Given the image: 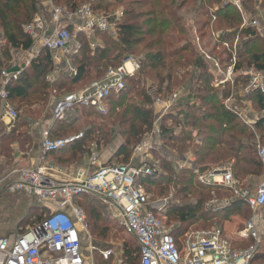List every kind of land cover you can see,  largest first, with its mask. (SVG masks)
Instances as JSON below:
<instances>
[{
    "label": "trees",
    "instance_id": "1",
    "mask_svg": "<svg viewBox=\"0 0 264 264\" xmlns=\"http://www.w3.org/2000/svg\"><path fill=\"white\" fill-rule=\"evenodd\" d=\"M53 1L69 11H75L83 4L89 5L94 13L113 11L120 4L123 7L120 19L115 22V36L108 32L96 33L104 45L91 48L88 38L82 33L77 34V40L80 41L79 51L71 57L75 74L62 71L55 82L46 81V76L53 66L48 51L42 50L30 67L11 81L7 89L8 100L18 112V120L11 131L0 136V158L3 159L4 165L11 163L12 143H17L22 148L31 147L30 128L38 119L37 105L45 108L50 96L73 93L75 88L87 80L93 79V82L104 77L109 68L118 67L127 55L141 56V60H138L140 70L126 81V87L119 95L111 96L106 101L105 114L91 108H76L64 121H55L49 127L51 138L57 139L72 136L67 135V132L73 131L71 129L75 128L79 120L83 119L85 125L80 129L83 134L81 139L46 156L55 155L67 148L69 151H84L87 144H93L96 149H100L111 144L115 136H120L123 142L112 158L128 162L133 151L132 146L152 131L156 117L151 109L146 108L153 104V97L143 89L138 88L136 92V96L142 99V105L131 104L125 99L128 104L124 105L121 98L126 93L128 84L135 83L138 76L154 73L157 83L155 99L165 100L172 96L175 89L183 90L184 93L181 94H186V97H183L186 101H181L180 96L179 101H175V106L160 120L156 148L161 144L159 148L162 153L151 150L153 160L149 162L159 171L140 182L148 192L153 190L152 193L157 198H173L156 214L161 219L174 222L172 235L176 239L191 227L196 230H208L211 227L222 230L223 224L233 214L243 218L248 216L249 219L251 210L240 199H233L228 206L212 209L210 203L218 200L220 194L228 198L232 195L223 190L211 191L196 185L194 171H204L227 164L241 180L262 175L263 166L257 155V145H264V95L259 91H252L244 97H237L238 90L248 83V79L241 76L237 77L232 85L226 84L222 90V87L214 88V75L207 72L206 63L195 55L191 44L187 42L188 35L183 18L178 13L189 3L185 8L188 14L193 13L196 25L200 20L207 18L209 22L204 23V27L212 22V25L214 23L228 30L225 35H221L222 42H230L232 46L233 41L238 39L239 42L241 36L240 44L236 45L235 71L242 66L264 71V40L257 34L256 29L242 28L240 13L230 3L224 4V0ZM33 2L34 0H0V32L6 40V46L0 49V71L12 59L15 51L27 53L32 47L33 42L23 32V28L36 14ZM258 3L259 8L264 11V0H243L244 6L252 8ZM222 54L227 57L225 63H228L231 56L225 48ZM231 95L240 108L244 107L243 102L251 104L255 113L251 127L234 111L224 106V101ZM111 102L115 103L113 107H109ZM90 117L92 119H89ZM74 132L73 135H76L77 130ZM171 154L175 158L192 154L194 161L189 168L179 169L170 161ZM3 190L7 192L5 188L1 191ZM87 198L91 202L80 203ZM77 199L80 201L78 206L88 214L92 223L90 228L98 231L97 237L102 240L117 237L108 235L117 224L112 226V220L95 205L96 198L82 195L74 199L75 203ZM42 210L39 215L30 219L28 226L19 230V234L50 213L47 208ZM24 220L27 219H21L20 223ZM122 231L125 233L123 229ZM127 236L132 242L123 240L121 264H140L139 245L134 237ZM250 244L251 241L248 240L238 248L244 249ZM96 246L102 248L106 245L101 243ZM263 248L257 254L256 262L264 261ZM97 255L100 264H106L112 259L111 257L105 261L98 253Z\"/></svg>",
    "mask_w": 264,
    "mask_h": 264
},
{
    "label": "built area",
    "instance_id": "2",
    "mask_svg": "<svg viewBox=\"0 0 264 264\" xmlns=\"http://www.w3.org/2000/svg\"><path fill=\"white\" fill-rule=\"evenodd\" d=\"M228 3L239 12L242 11V0H228ZM121 14V11L95 14L89 5H82L72 15H65L66 20L73 17L81 23V27L71 34L67 25L58 24L49 35L40 36L41 46L49 53L68 58L70 43L78 32L91 36L99 31L115 36V22ZM60 15L61 11L54 12L53 19L56 24L59 23ZM244 23L242 28L257 27L261 22L255 20L252 24L246 21ZM27 32L31 36L45 33L44 22L40 19L34 20L27 27ZM237 43L238 39H235L232 47L223 44L231 52V61L225 73H218L222 77L213 81L214 88L234 83L237 74ZM214 68L219 70V65L214 64ZM139 70V61L131 55L125 56L121 64L109 68L104 77L56 101L51 111L52 119L64 121L76 108H91L105 114L106 101L111 96L119 95L125 89L126 81ZM19 75L20 73H10L7 70L0 71V136L11 131L18 120V112L8 100L7 89L11 81ZM243 75L248 83L238 90L237 97H244L252 91H259L264 95V71L248 68ZM177 98L178 94L173 95L170 103L156 100L155 106L159 109L153 125V136L135 150L136 156L146 155V160L141 164H107L98 154H93L90 159V173L79 170L75 175L68 176L55 168L48 169L42 163V157L38 165L12 171L0 179V191L5 188L11 194H24L34 204L45 206L50 211L25 232L13 238L0 237V264H96L93 257L95 252L105 261L116 256L114 250L107 246L98 248L90 244L83 247L88 234L86 216L83 209L74 203V199L82 195L96 198L108 209L125 233L136 239L140 264H264V261L256 262V256L262 248L264 231L254 218L247 220L236 233L239 241L249 240L251 244L247 248L236 249L217 229L186 232L176 239L156 214L164 209L168 200L152 203V194L140 182L159 171L147 158L153 149L161 153L154 145L155 136L160 132L161 118L170 111ZM235 100L231 95L224 101V106L234 111L251 127L253 119L244 113L246 103L243 102V109L235 104ZM82 137L83 134L79 133L53 139L48 130H43L40 142L42 155L59 151ZM257 155L263 166V173L253 188L245 187L227 164L194 171L195 183L200 187L211 191L219 189L232 195L219 204L216 201L211 202L212 209L228 206L233 199L242 200L251 211L264 207V145L258 143ZM170 161L177 168L183 169L191 166L193 158L189 156Z\"/></svg>",
    "mask_w": 264,
    "mask_h": 264
},
{
    "label": "rangeland",
    "instance_id": "3",
    "mask_svg": "<svg viewBox=\"0 0 264 264\" xmlns=\"http://www.w3.org/2000/svg\"><path fill=\"white\" fill-rule=\"evenodd\" d=\"M242 2H243V0H242ZM34 3H35L36 10H37V4L38 3L36 0H34L33 5H34ZM226 3H228V0H224V4H226ZM188 5H189V3H187L185 5V7H188ZM259 6H260L259 3L256 4L253 8L249 7V6H244V4H243V8H242L241 12H239L237 9L236 10L241 15L242 26L245 24L244 23L245 21L248 24H252L255 20H258L259 22H261L259 26L254 27V28L256 29V32H257V34H259L261 39L264 40V11L261 10L259 8ZM58 7L65 9L63 6H60V5H58ZM122 7L123 6L120 4L113 11L114 12L121 11ZM185 7L178 14L181 15L183 18L182 20L184 22V25H185V28L187 31V35H188L187 36V42L191 44L192 48L194 49L195 55H197L200 60H202L203 62L206 63V65L208 67L207 72L208 73H216L214 75V79H213V81H214L216 78L222 77L218 73H225L227 66L230 64V61H231V57H230V60H228V63H225L227 57L224 54H222V51L225 48L223 46V44L226 43V44H228L229 47H232L234 41L232 43V46H230V44H229L230 42H224V41L222 42L221 35H223V34L225 35V33L228 32V30H226L225 27H219V25H216L214 23L212 25V22H210L208 24V26L204 27L203 24L207 23V21L209 22V19H207V18L200 20V23L198 25H196L195 24V17L193 16V13L191 15L188 14L187 8H185ZM113 11H109V12H107V14H113ZM186 14H188V15H186ZM120 17H121V15H119L118 19H120ZM197 22H199V21H197ZM29 23L28 24L26 23L24 25V28H23V32L26 35H27V33H26L25 27L27 25H29ZM69 31L71 34H74V32H75L71 29ZM1 36L3 37V34L0 32V40L4 43V40L1 38ZM241 39L242 38L240 36L239 42L237 43V45L240 44ZM87 41H88V43H90V45L93 44L94 46L104 45L103 41L100 39V37H97V36H93L90 39L88 38ZM78 45H80V41L77 40L76 36H74L71 43H70V48H72L73 51H76V50H78L77 49ZM225 50L231 56V52H229L226 48H225ZM18 52L20 54L25 53V52H21L20 50H18ZM14 53L16 54V51ZM75 55H77V54H75ZM132 56H134V55H132ZM23 57H25V55ZM134 57L137 60H141V56H134ZM70 60H72V59H70ZM216 63L219 65V70L214 68V64H216ZM70 64L72 66L71 61H70ZM246 69H248V68H246L245 66H242L241 69H238L237 74H236V78L238 77L239 73H241L240 75L242 78H245L243 73H245ZM189 70L191 71V69H189ZM24 71L25 70H22L21 73H23ZM21 73H20V75H21ZM146 74L147 73H143L142 75L138 76L135 83H129L127 90H126V93L124 94V96L121 99H123V101H124V99L127 101L129 100V102L131 104L142 105L141 104L142 99L140 97L136 96V92H137L138 88L143 89L145 92H147L148 94H150L153 97V104L151 106H146V108L151 109L153 111V115L157 119V116H158L157 111L159 108L157 106H155V104H156V100H161V99H159V98L155 99V91H156L157 83L154 79V73H149L150 75H148V74L146 75ZM58 78H59V75H53L51 77L46 76V81L55 82L56 79H58ZM92 80L93 79L87 80L80 87L75 88L74 91L83 88L84 86L89 84ZM213 81H212V83H213ZM223 87L225 88V85L222 86L221 90L224 89ZM182 91L181 90L177 91V89L173 90L172 96L175 94H178V98H177L176 102L179 101L178 99L180 98V96H182L181 101H186V99L183 98V97H186V94L185 95L181 94ZM182 93H184V92H182ZM62 96H63V94L60 96H57V95H52V97L50 96L48 99V104L45 108L41 107L40 105H37L38 107L35 106V107H37V110H39V113L37 116L38 119L36 121L44 120V118H46L51 113L52 107L55 104V102L58 101ZM171 97H169L165 100H162V101L170 103L169 101H170ZM176 102L173 103V105H172L173 107L175 106ZM123 103H124V105L128 104V102H125V101ZM20 105H22V104H20ZM114 105H115V103L113 102L111 105H109V107H113ZM243 109H245V108H243ZM120 111L121 110H119V112ZM106 112H107V109H106ZM116 113H118V110L116 111ZM22 117H24V116H22ZM93 118H95V117H93ZM24 119H26V118L24 117ZM89 119H92V117H90ZM36 121L32 123L31 128H30V135L32 138L31 139V147L29 149H27L26 147L22 148L17 143H12L11 144V163L5 166L3 163V159L0 158V179H3L7 175H9L12 171H17V170H20L23 168H28V167L38 165L39 159H37L35 161L31 160V158H33L32 157L33 154L31 151L34 148H36V146L38 147L39 141H40V130L35 128ZM153 125H154V123H153ZM81 126L82 127L85 126L83 119L79 120V122L75 125V128L71 129L73 131H68L67 135H73L75 133L74 130H77L76 134H79L80 132H82V130H80ZM153 129L150 133L144 135L142 137V139L140 140V142H138L137 144L132 146L133 151L131 153L129 161L126 163L120 159H113L112 158V156H113L114 152L116 151V149L118 148V146L121 144V142H123V138H121L120 136H115V138L111 142V144H109L108 146H105V147H101L100 149H96V147L93 144H87L84 151H80V150H78L76 152L74 150L69 151V148H67V149L60 151L59 153H56L55 155H50V156L45 155L44 162H42V163L45 164L48 169L55 168V169L59 170L60 172L67 174L68 176L75 175V173H77V171H79V170L86 171V173H90V170H89L90 169V159H91V156L93 154H98L103 162L109 163V164L132 163V164L138 165V164H141L142 162H144L146 160V155L142 156V157L136 156L135 150H137V148L143 142H145V140L150 138V136H153ZM152 144H153V141H152ZM40 151H41L40 156L42 157V150H40ZM41 157H40V159H41ZM149 159H150V161H152L153 155L148 154L147 160H149ZM183 169H185V168H183ZM152 192H153V190H151V192H149L152 194V197H151L152 203L164 200V198L155 197ZM220 196L221 197L218 200H214V201H217L216 204H219L221 201L228 199V197H224L222 194H220ZM172 199L173 198L171 196H169L167 198V200H169V201H171ZM89 201L90 200L88 198L85 199L83 202H80L77 199L76 203L75 202L74 203L78 206L79 202L82 204H85ZM96 201H94V203H96L95 205L103 211V214L105 216L109 217L112 220V222H111L112 226L117 224V226L114 228V230H111L108 233V235H116L117 237L116 238L111 237V238L104 239V240L97 237L98 231H93V229L90 228L92 223L88 217L86 210H84L81 207L85 213L86 221H87V225H88L87 226L88 227L87 228L88 229L87 240L83 242V247H85V246L88 247L90 244L97 247L96 246L97 244L102 243V244L106 245L107 247H110L116 251V256H113L112 259L109 261L110 263L107 262L106 264H121L122 263L121 262V259H122L121 255H122V251H123L122 242H123V240L124 241L129 240L132 242V239H130L129 236H127V234H125L122 231L121 226L118 224V222L116 220H114L112 218V216L110 215V212L106 209V207L103 206L98 200H96ZM45 208H47V207L34 204V202L31 201V199H29L24 194H11L8 191L7 192H5L4 190L1 191V193H0V237H8V238L15 237L16 235L19 234L20 229H22V228L24 229L26 226H28L30 219H33L34 216L39 215V213H41L43 211L42 209H45ZM263 211H264V208L260 210V216L263 215V217H264ZM29 216H30V218H28ZM232 217L235 219L238 218L239 220L237 222L235 220H232V219L230 220V218H232ZM24 218L27 220H24L20 223V220L24 219ZM230 218L223 224L222 230H220L219 228H215V227H211L208 230H201V229L196 230L194 227H191L187 232L211 231L213 229H217V230H220V232L222 234L221 236L225 240L229 241L230 239H234V238L236 239L237 236L234 235L235 233H237V232H235L236 227L237 226L240 227L241 223L246 222L248 219V216L243 218L240 215L233 214L232 216H230ZM162 220H163V223L165 224V226L169 230H171V231L174 230V227H175L174 222H168L167 219H162ZM263 250H264V248H263ZM97 256H98L97 253H96V255L94 253V255H93L94 261L96 264H100L98 262Z\"/></svg>",
    "mask_w": 264,
    "mask_h": 264
},
{
    "label": "crops",
    "instance_id": "4",
    "mask_svg": "<svg viewBox=\"0 0 264 264\" xmlns=\"http://www.w3.org/2000/svg\"><path fill=\"white\" fill-rule=\"evenodd\" d=\"M37 1V10H36V14L34 16V19L29 23V25L36 19H40L44 22V27H45V33L44 32H41V33H37L35 34L34 36H31L29 35V33L27 32V27L29 25H27L25 27L26 29V33H27V36L30 37V39L32 40L33 44H32V47L30 48L29 52L27 53H22L20 54L18 51H16V54L14 53L13 55V58L10 59V61H8L7 65L5 66V68L3 70H7L8 72L10 73H21L22 70H27L32 61L36 59V57L39 55V53L42 51V50H46L44 49L42 46H41V43H40V36L42 35H49L51 32H53V30L55 29L56 26H59V25H67V28L68 30H73V31H77L78 28L81 27V23L78 22L76 19H72L71 20H66L65 19V15H68V14H73L75 13L77 10L75 11H69L67 9H62V8H59L58 5H56V3H54L53 0H36ZM83 5H87V4H83ZM82 6V5H81ZM56 10H59L61 11L62 15H60L61 17H59V23L56 24V22L54 21L53 19V16H54V12ZM105 13V12H103ZM115 13V12H114ZM95 14H100V13H95ZM61 18V19H60ZM59 24V25H58ZM80 33V32H78ZM97 33V32H96ZM96 33L94 35H91V36H86L87 38H92L93 36H96ZM83 34V33H82ZM1 38L4 40V43L0 40V49L6 45V40L4 39V37L1 36ZM92 48L96 47L94 46L93 44L90 45ZM80 47V45H79ZM33 50H36V52H33ZM47 51V50H46ZM79 51V48L78 50L76 51H73L72 48L70 50V55L69 57H63L62 55L58 56L59 54L57 53H49L50 55V58H51V63H52V70L47 74V77H51L53 75H59L62 71L63 72H68V73H74L75 74V69L73 66H71L70 64V59L71 57H73L75 54H77ZM18 52V53H17ZM25 55V57H23ZM58 57V59H57ZM85 88V87H83ZM83 88L79 89V90H76V91H80L82 90ZM245 110H244V113L251 117L252 119L254 118V110L251 106L250 103H246L245 105ZM55 121L52 119V116H51V113L46 117L44 118V120H38L36 121V124H35V128L40 130V141H39V145L38 147L36 146V148H34L31 152L33 154V158H31V160L35 161L37 159L40 160V154H41V132L43 130H48L49 127L54 123ZM34 133V132H33ZM157 136V135H156ZM156 136H155V141H154V145L155 147L157 146L156 145ZM38 141V140H37ZM161 144H159L160 146ZM158 146V149H160ZM160 152L162 153V151L160 150ZM191 156L193 158V161H194V157L192 154H188L186 155L185 157H183L182 159L184 158H187ZM42 157H44L45 159V155ZM41 157V158H42ZM171 160H174V159H179V158H175L174 156H172V154L169 156ZM222 165V164H220ZM219 166V165H217ZM215 167V166H214ZM234 173V172H233ZM236 177V176H235ZM237 178V177H236ZM259 178L260 177H257V178H247L245 181L244 180H241L239 179L244 185L245 187H249V188H253L257 185L258 181H259ZM229 199V198H228ZM264 208V207H263ZM261 208V209H263ZM107 209V208H106ZM255 210V211H251V215H250V218H254L255 221L259 224V227L260 229H263L264 231V217L263 215L260 216V210ZM108 210V209H107ZM264 212V211H263ZM110 215L112 216V214L110 213ZM113 218V216H112ZM249 218V219H250ZM235 220L236 222L239 220L238 218L235 219V218H230V220ZM248 219V220H249ZM115 220V219H114ZM245 222L241 223V226H237L236 227V231L237 232L241 227H243ZM239 227V228H238ZM228 228V227H227ZM238 228V229H237ZM236 235V233L234 234ZM264 237V235H263ZM229 242L231 243V245L234 247V248H237V249H240L238 248V246L243 243L241 241L238 240V238L236 237V239H230ZM264 247V240H263V244H262V248ZM261 248V249H262ZM114 252L116 253V251L114 250ZM116 255V254H115Z\"/></svg>",
    "mask_w": 264,
    "mask_h": 264
}]
</instances>
